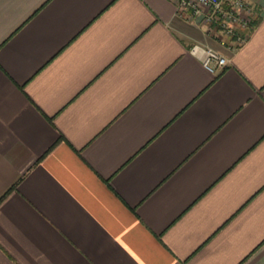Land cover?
<instances>
[{
    "label": "crops",
    "instance_id": "0c3cea01",
    "mask_svg": "<svg viewBox=\"0 0 264 264\" xmlns=\"http://www.w3.org/2000/svg\"><path fill=\"white\" fill-rule=\"evenodd\" d=\"M248 1L228 50L171 0H0V264H264Z\"/></svg>",
    "mask_w": 264,
    "mask_h": 264
},
{
    "label": "built area",
    "instance_id": "2783aa9c",
    "mask_svg": "<svg viewBox=\"0 0 264 264\" xmlns=\"http://www.w3.org/2000/svg\"><path fill=\"white\" fill-rule=\"evenodd\" d=\"M178 16L189 15L203 25L228 50L244 44L254 25L256 12L248 0H171ZM192 53L212 72L223 70L230 58L211 47L193 45Z\"/></svg>",
    "mask_w": 264,
    "mask_h": 264
}]
</instances>
